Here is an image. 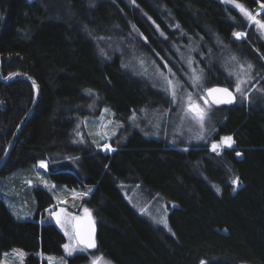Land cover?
Wrapping results in <instances>:
<instances>
[{"label":"trees","instance_id":"1","mask_svg":"<svg viewBox=\"0 0 264 264\" xmlns=\"http://www.w3.org/2000/svg\"><path fill=\"white\" fill-rule=\"evenodd\" d=\"M235 2L256 12L264 0ZM258 17L264 22V13ZM240 31L246 33L243 39L234 36ZM137 33L145 38L143 49L171 66L168 54L174 56L176 46L190 40H200L207 51L223 46L239 52L259 66L261 95L216 107L211 138L231 136L234 146L214 152L205 141L171 145L127 123L133 113H163L172 106L164 91L123 67L119 52L107 53L97 43L105 36L126 37L130 43ZM260 57L264 59L263 41L241 12L223 0H0V77L21 72L39 85L37 104L0 176L45 161L54 182L93 187L82 204L96 224L94 251L113 264H264ZM213 65L206 69L211 85L229 88L230 79ZM34 99L35 88L27 79L0 80V162ZM105 106L123 123L110 139V152L85 134L74 139L79 121ZM123 186H141L174 204L169 229L139 214ZM35 197L38 217L53 199L42 188L35 189ZM64 242L54 222L17 220L0 200V259L4 252L22 248L27 264H41L38 250L62 254ZM85 259L75 255L68 264Z\"/></svg>","mask_w":264,"mask_h":264},{"label":"rangeland","instance_id":"2","mask_svg":"<svg viewBox=\"0 0 264 264\" xmlns=\"http://www.w3.org/2000/svg\"><path fill=\"white\" fill-rule=\"evenodd\" d=\"M223 1L239 10L235 6L236 2ZM262 4L264 3L259 5L256 12L247 10L259 21L261 20L258 15L264 13ZM239 12L241 11L239 10ZM241 14L264 43V28L254 23L244 13L241 12ZM133 31L135 32L134 29ZM237 33L243 34L240 38L235 36L237 39L246 37L245 32ZM125 39L127 38L125 37ZM125 39L123 41L105 36L103 39H97V43H102V48L107 53L119 52L125 69L147 81L151 86L164 91L172 102V106L165 109L163 113L146 110L138 114L133 113L128 117L127 123L140 129L145 135L152 134V137L157 138L162 136L171 145L205 141L210 150H212L213 144L219 146L214 152L228 147L222 141V138L227 136H221L218 139L211 138L215 131L216 107L222 103L214 102L219 99L217 93L209 95L207 91L211 88L228 86L211 85L209 72L206 69L216 63L217 67L230 79L229 88L235 93V102H247L255 95L262 94L259 80L261 75L257 71L259 66L241 58L239 52L229 51L223 46H219L216 51H207L205 48H201L203 43L201 44L200 40H190L178 48L176 46V50L173 52L174 56L168 54L173 63L171 66V62L163 56L153 51H146L141 47L140 44L145 38L140 33H137L133 39L134 42L128 43ZM104 51L100 49L102 54ZM260 58H262L261 63H264L263 57ZM204 62L206 65H203ZM174 66L175 68H173ZM196 77L199 79L197 80ZM238 83L241 85L240 92L235 91V86ZM93 103L94 101L91 104ZM201 113H203L202 120ZM122 126L123 123L115 118L114 112L105 106L100 108L97 115H89L79 121L74 139L81 140L85 134L97 148L110 152L113 150L110 139L117 134ZM106 144L110 146L108 149L104 148ZM232 146H234L233 142ZM40 162L17 168L9 175L0 176V200L4 202L17 220H35L37 218V221L43 225L54 222L63 234L65 242L62 254L45 253L42 250L35 253L41 264H68V260L75 255H83L86 258L79 264H93L94 261H97L98 264H113L100 252L88 251L85 245L77 243L75 237L70 239L69 235H65L66 230L70 234L72 233L70 226L62 227L56 223V214L60 216L61 221L72 217L81 221L87 215L84 209H88L82 204V200L90 195L93 187L71 188L56 183L49 178L47 167H39ZM36 188L46 190L53 199V203L38 217H36L38 204L35 197ZM123 190L126 200L139 214H143L155 224L169 229L168 213L170 208L175 206L174 204L167 203L160 196L149 195L141 186H123ZM88 211L92 216V212L89 209ZM72 223L75 224L76 221L74 220ZM65 244L70 245L71 254L64 248ZM27 254L22 248H13L3 253L0 264H27Z\"/></svg>","mask_w":264,"mask_h":264},{"label":"snow or ice","instance_id":"3","mask_svg":"<svg viewBox=\"0 0 264 264\" xmlns=\"http://www.w3.org/2000/svg\"><path fill=\"white\" fill-rule=\"evenodd\" d=\"M229 2L234 3L235 0H229ZM236 8H238L242 13H244L250 20H252L254 23L259 24L261 28H264V22L256 20L250 12H248L242 5L236 3L235 4ZM261 7H264V4L261 5ZM243 34L242 33H234V36L237 38H240ZM251 67V65H249ZM198 80L199 77H196ZM169 83H171L169 81ZM208 94L212 95L213 93H223V98L216 99L214 102L217 104L220 103H227L230 104L234 101V96L231 91L227 88H211L208 89ZM235 91L240 92L241 91V85L238 83L235 86ZM175 95V93H173ZM201 120L203 119V113L200 114ZM222 141L226 144V146L231 147V143L233 142V138L231 136L223 137ZM110 146L109 145H104L105 149H108ZM219 146L217 144L212 145V150L216 151ZM239 156L240 153H237ZM39 167L41 168H46L47 164L44 161H41L39 164ZM233 183H238V180L233 181ZM84 212L88 216V227L87 229L82 228L80 221L76 217H72L71 219H65L64 221H61L60 216L56 214V223L60 224L62 227L65 225L70 226L72 228V233L70 234L67 230L65 231V235H69L70 239L72 237H75L77 243L85 245L87 248H95V240H94V226H93V221L91 220V214L89 213L88 209H84ZM76 221L75 224L72 223V221ZM64 248L69 251V254H71V247L69 244H65ZM93 264H98L97 261H94ZM201 264H205L204 261H201Z\"/></svg>","mask_w":264,"mask_h":264},{"label":"water","instance_id":"4","mask_svg":"<svg viewBox=\"0 0 264 264\" xmlns=\"http://www.w3.org/2000/svg\"><path fill=\"white\" fill-rule=\"evenodd\" d=\"M16 76L25 78V79H27L28 81H30L33 84V86L35 88V99H34V102H33L32 106H31V108L26 113V115L23 117V119L21 120L19 126L17 127V129L13 133L12 138H11V140L9 142L8 147H7V150H6V152H5L4 156H3V159L0 162V169L4 165V163L6 162V159H7L8 155H9V153H10L13 145L15 144V141H16V139L18 137V134H19V132H20L23 124L25 123L27 117L34 110V108H35V106L37 104V101H38V97H39V85H38V83L33 78H31L30 76H28L27 74H24V73H21V72H12V73L8 74L6 77H3V78L0 77V80L1 81H8V80H10V79H12V78H14ZM223 88L229 89V91H231L233 93V96L235 98V94H234V92L230 88H228V87H223ZM217 95H218L219 98H223V93L217 92ZM234 101H235V99H234ZM91 220L93 221V226H94V240H95V244H96V238H95V236H96V224H95V221H94V219H93L92 216H91ZM80 223H81L82 228L87 229V227H88V216L86 215L85 217H83L81 219ZM96 246H97V244H96ZM95 249H96V247L95 248H87V250H89V251H93Z\"/></svg>","mask_w":264,"mask_h":264},{"label":"flooded vegetation","instance_id":"5","mask_svg":"<svg viewBox=\"0 0 264 264\" xmlns=\"http://www.w3.org/2000/svg\"><path fill=\"white\" fill-rule=\"evenodd\" d=\"M256 52H258L257 50H255ZM259 53V52H258ZM235 101H236V99H235ZM233 103V102H232Z\"/></svg>","mask_w":264,"mask_h":264},{"label":"bare ground","instance_id":"6","mask_svg":"<svg viewBox=\"0 0 264 264\" xmlns=\"http://www.w3.org/2000/svg\"><path fill=\"white\" fill-rule=\"evenodd\" d=\"M83 124V123H82Z\"/></svg>","mask_w":264,"mask_h":264}]
</instances>
